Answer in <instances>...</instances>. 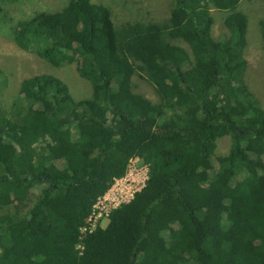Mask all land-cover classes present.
<instances>
[{
	"label": "trees",
	"instance_id": "16d2710c",
	"mask_svg": "<svg viewBox=\"0 0 264 264\" xmlns=\"http://www.w3.org/2000/svg\"><path fill=\"white\" fill-rule=\"evenodd\" d=\"M241 2L176 0L165 23L118 28L110 7L68 0L13 27L21 50L77 64L92 96L41 74L5 107L0 87V264H264V108L245 83ZM212 9L228 13L227 40ZM134 159L145 186L83 234Z\"/></svg>",
	"mask_w": 264,
	"mask_h": 264
},
{
	"label": "rangeland",
	"instance_id": "374dc122",
	"mask_svg": "<svg viewBox=\"0 0 264 264\" xmlns=\"http://www.w3.org/2000/svg\"><path fill=\"white\" fill-rule=\"evenodd\" d=\"M96 4H103L111 8L115 25L120 28L127 23H165L170 19L171 10L175 7L176 0H93ZM5 9L4 18L0 19V68L4 71L5 80L0 81L1 102L9 107L19 95L21 83L33 76L48 74L60 78L71 89L77 99L90 98L92 88L90 83L83 79L78 71L77 64L55 67L33 53L21 50L13 40V27L38 12H57L65 8L68 0H0ZM239 11L249 17L248 46L245 51L249 62L245 74V83L256 96L264 108V43L262 40L260 22L264 19V0H242ZM215 19L212 35L216 40L224 41L229 37V32L224 25L228 13L212 9ZM175 44L190 51L184 42ZM134 91L145 95L153 103L160 101L154 88L144 79L135 76L133 79ZM230 143L228 139L222 140L217 150V155L228 153ZM59 165H62L61 163ZM62 167V166H60ZM135 167L139 174L134 173V184L127 190L123 197H129L143 188V180H147L146 171L141 169L145 165L140 162ZM107 220L102 221L106 227Z\"/></svg>",
	"mask_w": 264,
	"mask_h": 264
},
{
	"label": "built area",
	"instance_id": "2783aa9c",
	"mask_svg": "<svg viewBox=\"0 0 264 264\" xmlns=\"http://www.w3.org/2000/svg\"><path fill=\"white\" fill-rule=\"evenodd\" d=\"M138 162H140L139 159H134L133 161H131L128 174L124 178L117 180L109 190V192L103 198L99 199L98 203L94 207V211L92 216L90 217L88 226L81 230L83 234L87 230L92 232L99 223L101 224L102 221H106L108 219V216L113 209L117 208L121 204L128 203L134 197L135 193L130 194L129 197H123L125 190H127L124 185H128L132 189L134 184H138L135 180H133V178L129 179L133 176L134 173L139 174L138 169L135 167L136 163ZM142 170L146 171L147 177V167H143L141 171ZM146 181H142L143 187L145 186ZM81 249L82 246H79L78 250L80 251Z\"/></svg>",
	"mask_w": 264,
	"mask_h": 264
}]
</instances>
